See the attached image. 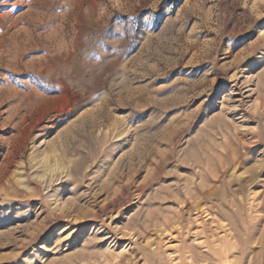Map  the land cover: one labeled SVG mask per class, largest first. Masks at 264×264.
<instances>
[{
  "label": "rangeland",
  "instance_id": "374dc122",
  "mask_svg": "<svg viewBox=\"0 0 264 264\" xmlns=\"http://www.w3.org/2000/svg\"><path fill=\"white\" fill-rule=\"evenodd\" d=\"M189 244L264 264V0H0V264Z\"/></svg>",
  "mask_w": 264,
  "mask_h": 264
},
{
  "label": "bare ground",
  "instance_id": "6f19581e",
  "mask_svg": "<svg viewBox=\"0 0 264 264\" xmlns=\"http://www.w3.org/2000/svg\"><path fill=\"white\" fill-rule=\"evenodd\" d=\"M197 246L195 245H188L187 246V249H186V253L183 257H181L179 260L176 259L178 261V264H196L197 262H199V260L197 259L198 258H202V259H211V256L209 254H201V255H198L197 251ZM215 251V250H214ZM230 250L229 249H224V256H225V259H227L228 257V254H229ZM221 255L220 254H215V258L219 261L221 260ZM158 260V259H157ZM155 261L151 260L150 258H147V262L146 264H155L154 263ZM174 263V262H173ZM172 263V264H173ZM207 264V262H205ZM200 264V263H199ZM218 264V263H217ZM221 264V263H220Z\"/></svg>",
  "mask_w": 264,
  "mask_h": 264
}]
</instances>
